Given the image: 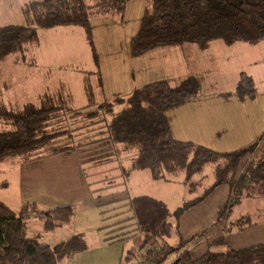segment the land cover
<instances>
[{
    "label": "trees",
    "instance_id": "obj_1",
    "mask_svg": "<svg viewBox=\"0 0 264 264\" xmlns=\"http://www.w3.org/2000/svg\"><path fill=\"white\" fill-rule=\"evenodd\" d=\"M127 1L29 0L21 7L25 23L0 26V63L8 55L22 50L24 45L37 41L34 26H81L97 59L89 17L121 15ZM130 39L128 50L131 56L142 55L156 47L188 42L199 47H205L211 40H220L226 45L233 42L256 44L264 40V0H146L138 30ZM237 80L235 95L241 99L255 98L254 80L245 72H240ZM200 88L198 77L190 75L176 86L165 80H156L135 88L128 95L115 94L111 100L100 103L92 100L74 109L54 105L45 95L39 106L26 104L18 112L2 108L0 114L9 119L13 127L11 130H0V164L31 162L46 154L81 148L82 152H87L82 157V162L88 164L85 167L87 170L109 166L119 155L117 153H125L127 156H122H126L129 165L122 167L121 175L126 176L130 170L145 169L152 179L160 180L166 178V174L185 173L189 191L194 189L193 182H188L190 177L210 164L213 184L207 186L201 196L185 200L177 206L172 215L177 218L205 199L211 189L223 183L228 187V197L218 208L216 221L224 223L225 215L241 198L264 197V140L260 141L264 131L249 145L227 152L175 139L166 112L197 96ZM112 179L104 176L96 181L100 185L93 186L97 206L113 203L102 213L117 207L120 208L116 213L130 211L128 194L117 196L118 193H126V189H120L122 184L113 183ZM100 199L105 201L100 202ZM26 209L13 211L0 200V264H57L64 256H72L87 247L84 234L80 232L72 233L67 239L50 246L28 236ZM31 212L36 214L42 229L47 232L70 222L73 215L69 204L46 210H38L32 204ZM133 219L129 214L106 223L102 227L107 228L102 232L103 241H124L134 236L137 223ZM251 226L247 215L231 220L228 228L222 224L224 233L210 239L209 245H222L224 250L215 251L208 247L197 256H192L187 249H183L171 264H264V243L237 249L228 246L227 231L234 227L242 231ZM143 241L138 249L145 246ZM178 241V245L184 244L181 238ZM174 248L163 242L157 249H147L144 254L153 255L154 259L157 257L155 262L149 258L153 259L152 262L147 261L149 264H158L164 254ZM132 251L133 248L126 251L125 263H130Z\"/></svg>",
    "mask_w": 264,
    "mask_h": 264
},
{
    "label": "rangeland",
    "instance_id": "obj_2",
    "mask_svg": "<svg viewBox=\"0 0 264 264\" xmlns=\"http://www.w3.org/2000/svg\"><path fill=\"white\" fill-rule=\"evenodd\" d=\"M28 1L0 0V26L25 23L21 7ZM145 4L146 0H128L121 15L108 14L89 17L91 19V39L97 59H95L90 43L86 39V31L81 26L63 25L52 28H37L34 26L35 32H37V41L24 45L22 50L8 55L0 63V111L4 108L18 112L26 104L39 106L43 95H45V98L49 97L54 105L61 104V106L71 109L87 105L92 100L100 103V101L112 98V93H116L114 83L117 82V77L122 76L124 70V68L119 67V61L122 57L128 56V53L131 55L128 50L129 41L131 36L138 30ZM241 45L244 47H234L231 52H226L230 64L224 62L219 64L212 61L201 67L200 75L197 76L201 85L200 89L203 92L212 91L217 87V80H220L222 84L226 83V88H234L235 84L232 83L235 81L236 73L230 74L229 70L245 72L254 80L257 91L253 106L255 109L261 110V108L264 109V40H260L256 44L245 42ZM208 53L211 55L212 51H208ZM133 74L129 76L132 78ZM233 75V81L230 82V77ZM233 93L235 94V92ZM246 99L249 102L248 97ZM259 118L256 113L253 120L259 123L261 121H258ZM12 127L11 121L0 114V130H11ZM263 140L264 137L260 141ZM91 150H96V148H91ZM91 150L89 151L91 152ZM75 155L74 150H68L59 152L55 156L46 155L45 157L46 160L59 159L55 163L58 168L53 170L52 175L58 180L55 181V187L59 189L56 191L62 192L64 200H70V196L74 195L79 187L77 173L80 172L77 163L73 161ZM121 159L123 160V156L119 153L114 162L123 163ZM12 163L1 162L0 164V193L3 189L9 191L10 188H15V191H20L21 196H25L27 191H32L35 197L36 195L42 197L44 195L42 189H37V187L29 189L31 183L26 180L29 178L28 172H21V182L18 180L19 173L12 171ZM93 170L91 168L86 170L90 188L96 187L98 184V182H94L98 177L92 172ZM98 171H101V177L114 176L117 172L104 167ZM119 171L121 170L119 169ZM129 172L126 179L128 191L127 193L117 194V196L128 194L130 211L116 213L117 209L120 208L117 207L116 209L106 210L105 213L101 212L113 203L94 206L90 210L84 209L83 202L75 204L74 201L71 204L73 215L69 223L74 222L81 229L80 233L84 234L86 245L89 240V247L87 245V248L84 249L85 252L80 253L81 256L88 257V262L85 264H127L128 262L125 263L124 261V256L130 248H133V257H131L130 263L149 264L147 261L152 262L154 256L145 255L144 252L147 249H157L163 242L167 246L176 248L172 252L164 254L163 259L158 264H171L177 258V255L187 248L191 249V252L187 250L192 256H197V254L203 252H194L198 243H203L206 249L210 247L215 251L224 250L225 246L209 245L210 239L224 233V229H220L219 226L223 224L225 228H228V223L231 220H236L245 214L250 215L254 220L258 216L257 208L264 203V197L242 198L243 200L241 199L239 203L232 207L230 213L225 215L224 223H218L216 221L218 208L222 206L221 204L228 197V194L223 192V189H226L227 186L222 183L211 189L206 196L208 201L195 203L194 208H188L190 211L187 210V213L184 212L175 218L170 213L175 206L181 205L185 200L201 196L207 186L213 184L212 165H205L200 173H194L190 177L188 182L194 184L192 191L187 190L190 185L185 180V173L166 174V178H170L172 181H165L162 178L153 180L145 169ZM117 179L121 180L122 178L118 177ZM18 182L21 184L20 187ZM15 195V193L11 195L12 200H8V203L15 204ZM206 198L203 200H206ZM103 201L105 199H100V202ZM208 202L216 207L215 218L207 221L203 218L200 222H197L195 218H192L193 214L206 207ZM31 206L32 202H29L21 207L27 208L28 236L39 239L45 238L46 235L50 239L47 237L45 239L49 241L59 236L53 233L54 231L47 232L42 229L41 221L36 218L35 213L31 212ZM82 208V212H76L77 209ZM190 213L191 215H189ZM129 214L133 216V220L137 223V233L134 236L124 241L118 240L106 243L104 247H96V245L90 243L91 238H94L92 237L93 234L99 233V236H102V232L107 229H102L106 223L113 222L117 218H123ZM106 215L108 216L105 217ZM188 215L190 217H186ZM83 226L93 227L86 229ZM65 227L68 229V226ZM91 230L92 233H88ZM63 232H66V230H63ZM240 232L242 231H238L234 227L227 231V235ZM146 233H149V235L145 236ZM179 237L184 241L182 246L178 245ZM143 239L146 241H143ZM231 239V246L235 248L255 241L249 236L242 239L240 235H231ZM142 241L146 244L143 248L138 249ZM69 257L71 256H64L58 263L67 264L70 260ZM107 257H109L108 260H105ZM74 259L73 264H80L77 257H74ZM142 259L145 261L141 262ZM156 259L157 257H155L154 262Z\"/></svg>",
    "mask_w": 264,
    "mask_h": 264
},
{
    "label": "crops",
    "instance_id": "obj_3",
    "mask_svg": "<svg viewBox=\"0 0 264 264\" xmlns=\"http://www.w3.org/2000/svg\"><path fill=\"white\" fill-rule=\"evenodd\" d=\"M222 43L223 41H221L220 43V40H211L210 42L207 43L205 47H199L196 43H192V42L184 43L177 46L166 45V47H156L153 50L147 51L139 56H133V55L131 56L127 51L128 56L122 57V59L119 61L120 63L119 67L124 68V70L122 71V76L117 77V82L114 83L116 93H112L111 97L115 94L120 96L128 95L135 88L142 87L145 85V83L156 80H165L166 82L168 81V83H170L172 86H176L179 84V81L185 77H188L190 75H194L197 77L198 75H200L201 67L203 65H206L208 62L216 61L219 64L221 62H224L225 64H230V59L227 57V53L231 52L234 47L235 48L244 47L241 45L243 43L234 42L230 46ZM208 51H212V54L210 55ZM238 71L239 70H235V71H233L232 69L229 70L230 74L236 73L235 81L232 84L236 85L238 81L237 79L239 73L241 72ZM130 74L131 75L133 74L132 78L131 76H129ZM233 77L234 75L230 77L231 78L230 82L233 81L232 80ZM226 85H227L226 83L222 84L220 80H217V87L214 88L212 91L203 92L200 89V92L197 96L192 97L190 100L184 103H181L180 106H176L168 109V111L166 112V117L168 118V123H169V127L171 128L172 136L178 140H185L191 142L193 141L197 144L207 146L208 148L219 152L238 150L239 148L245 147L249 145V143L257 140V138L260 137V134L264 131V109L262 108L261 110H259L258 108L255 109L253 106L255 104L254 98L253 99L248 98L249 102L247 101L246 98L241 99L233 93L235 87L226 88ZM226 94H230V95L225 96ZM255 111L257 113L258 118L259 116H261V118L258 119V121L261 120L259 121V123H256L253 120V117L256 114ZM74 151L76 152V155L74 156L73 161L77 163L80 172L77 173L79 187L77 192L74 193V195L76 194V196L74 195L70 196V200H64L65 198H63L62 192L56 191L59 190L58 187H55L56 186L55 181L58 180L53 177L52 172L53 170L58 168L55 165V163L58 162L59 159L57 160L45 159L46 155L55 156V154L59 152L55 154H46L45 156L35 159V161H31V162L12 163V167H13L12 171L19 173L18 180L21 182L20 180L21 172L23 171L28 172L29 178H27L26 180L28 181V183H31L29 189H34L36 187L37 189H42V191L44 192V195L42 197L37 195L35 197L32 191H27V193H25V196H21L20 191H15V188H10L9 191L6 189L1 190L2 193H0V200L3 203H6V205H8L13 211L15 210L17 212H19L18 210L21 209V207L25 203H29V202H32V204L38 210H46L48 208L59 206L62 204L71 205L74 203V201L76 202L75 204H79V203L81 204L83 202L85 210H90L94 208V206H97L96 203L98 202L94 198L93 187L91 188L89 187L90 183L88 182L87 171L85 169V167L88 164L82 162L83 154L87 152H82L81 148L76 149ZM122 154L125 153H120V155ZM125 155L127 156V154ZM125 155L123 156V160L121 159L123 163L118 164L117 162L113 161L110 164H108L109 166L107 167L103 166V167L108 170L117 171L114 176H108V177H113L112 179L113 183L120 182L122 184L121 186H119L120 189L125 188L127 193L128 185L126 184V179L129 176L130 172H128L126 176H123L121 175L122 171H119V169L122 170V167L126 168L129 165V162ZM38 160H46V161H38ZM100 169L103 168L96 167L94 170L97 171L96 172L94 170L92 171L97 175L98 179L104 178V176L101 177L102 175L101 171H98ZM118 177L122 179L118 180L117 179ZM162 179L163 180L165 179V181H172L170 178H162ZM100 184L101 183L98 182L97 185ZM18 185L19 187L21 186L19 182ZM223 192H226L227 194L228 187H226V189H223ZM14 193L16 194L14 196L15 204L12 205L8 203V200L10 201L12 200L11 195H14ZM252 198H258V197H251V199ZM206 201H208L207 198L206 200H202L201 202H206ZM176 207L177 206H175V208ZM194 207L195 206L189 209H192ZM82 210L83 208L77 209L76 212H82ZM187 210L184 212L187 213ZM172 212L170 213L172 214ZM215 212H216V207L212 205L210 202H208L206 207L196 211V213L193 214L192 218H195L197 222H200L201 219L203 218L206 219L207 221L215 218ZM191 213L189 215H191ZM257 213L258 216L254 220L250 217V215L245 214L250 217L252 222V226H251L252 228L244 229L240 233H236V234L231 233L230 235H227L229 247L231 246V242H232L231 235H240V238L242 239L246 236H249L251 239L255 240L250 244L244 246L254 245V243H264V203L259 208H257ZM189 215L186 217H190ZM65 226H68V229ZM83 227L88 229L93 226L90 227L83 226ZM219 228L222 229V226H219ZM63 230H66V232H63ZM49 231H54L53 233L59 236L54 237L50 241L45 239L47 237L46 235L44 236L45 238H39V239L50 246L61 242V240L67 239L72 235V233L80 232L81 229L77 227L74 222L72 223L68 222V223H63L60 226L56 227L55 229ZM88 233H92V230L89 231ZM99 235H100L99 233L98 234L95 233V235L93 234L92 237L94 238H91L90 243L94 246L96 245V247H104V245L109 242L103 241V233L102 236ZM87 242L88 245L89 240ZM242 247H237V248H242ZM187 249L191 252L190 248ZM204 250H206L205 245L203 243H198V245L195 247L194 252L197 251L204 252ZM83 251L76 252L71 257H69L70 260L67 264H73V260H75L74 257H77L78 262L80 264L87 263L88 257L85 255L81 256L82 254H80L85 252ZM108 258L109 257L105 258V260H108ZM93 260L96 261L95 258H93Z\"/></svg>",
    "mask_w": 264,
    "mask_h": 264
}]
</instances>
